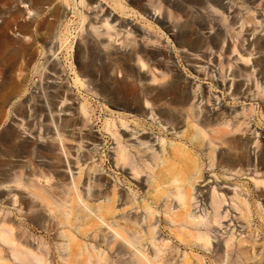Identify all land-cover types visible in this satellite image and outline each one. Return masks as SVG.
<instances>
[{"label":"rangeland","instance_id":"1","mask_svg":"<svg viewBox=\"0 0 264 264\" xmlns=\"http://www.w3.org/2000/svg\"><path fill=\"white\" fill-rule=\"evenodd\" d=\"M61 1L0 0V87L4 83L12 84L11 89L1 91L10 97L4 107L9 116L0 124V169L22 164L29 170L35 165L51 175L52 184L60 183L55 172L41 166L43 162L54 163L58 174L68 172L66 162L62 163L65 156L59 151V145L44 131L47 126L56 129L64 118L78 119L74 113L83 101H87L90 116L85 126L67 129L70 141L65 142L66 148L77 146L78 140L84 137L79 165L95 164L98 174L106 181L107 192L113 185H120L118 190L122 192L134 186L137 202L148 201L152 195L146 186L137 184L116 169L114 141L104 129V123L119 115L129 116V121L141 122L144 133L155 139L159 122H152L145 113L135 114L104 102L99 92L102 80L116 101L121 100L123 94L130 96L133 91L140 93L158 88L198 92L206 98L200 117L208 114L211 118H225L228 114H236L233 123L241 130L214 145L218 156L213 168L206 157L202 158L206 181L201 186L206 190L215 188L226 196L224 207L229 211V217L223 221L209 250L186 248L179 246L170 233L174 227L166 223L160 207L155 222L158 237L166 246L161 247L163 254L157 264L170 261L178 264L185 253L192 262L199 257L204 264H264V173L250 175L238 157L240 153L246 154L244 156L252 158L261 171L264 164V0H119V5L114 0H100L103 13H111L114 26L110 31L111 38L104 34L97 36L90 29L95 16L99 18L102 13L86 10L88 21L82 27L79 24L80 0H65L64 13L60 10ZM60 21L64 23L59 29L62 38L59 41L52 37ZM99 31L104 33L102 28ZM63 36L67 38L66 42ZM22 45L24 49L20 51ZM51 45L57 50L56 58H52L56 65L58 63V71L53 75L54 72L49 70L51 63H46L41 74L42 69L36 70V66L46 62L43 52ZM91 46L95 48L94 52H91ZM31 52L33 62L28 63L27 55ZM155 52L160 56L155 58ZM81 64L88 66L87 71H81ZM77 76L83 80V87L74 84ZM91 76L99 79L98 85L88 84ZM152 77L157 81L149 85ZM63 97L67 101L61 102ZM65 107H71L73 114L64 113ZM161 109L157 112L172 115L178 108ZM50 118L56 125H50ZM18 125H21L20 130ZM162 131L168 142L191 149L188 139L165 128ZM70 161L73 162L72 170L77 172L76 159L73 157ZM233 191L250 206L249 226L238 218V212L231 206ZM122 209L123 206L117 207V215H121ZM24 213L27 216H18L17 221H24L26 230L32 228L36 236L45 235L55 224L41 209H28ZM245 226L247 229L243 230ZM100 230L104 234L107 226L102 225L97 231ZM55 237L53 231L51 239ZM230 237L234 251L240 246L247 248L250 260L236 259L237 254L222 257L219 247L226 250L224 241ZM110 256L112 264H126L128 259L115 249ZM61 261L56 256L53 264H63Z\"/></svg>","mask_w":264,"mask_h":264},{"label":"bare ground","instance_id":"2","mask_svg":"<svg viewBox=\"0 0 264 264\" xmlns=\"http://www.w3.org/2000/svg\"><path fill=\"white\" fill-rule=\"evenodd\" d=\"M99 2L100 0H80L79 24L83 27L88 21L86 10L102 13L99 18L95 16L93 23L98 25L92 23L90 29L97 36L104 34L111 38L110 31L114 29L111 13H103L104 10ZM114 2L120 4L119 0ZM66 8L67 1H61L60 10L64 13ZM63 23L60 21L52 39L62 40L59 29ZM101 28L104 33L99 31ZM63 40L66 42L67 38L64 37ZM54 47L51 45L43 52L46 62L37 65L36 70L42 69L43 65L45 67L46 63H51L49 70L54 72L53 75L57 73L58 63L56 65L52 58L57 51ZM89 48L94 52L95 48L92 46ZM23 49L24 45L20 46V51ZM89 51L87 52L90 53ZM27 56L28 63H32L33 53ZM154 56L157 58L160 53L155 52ZM87 68L86 64H81V71H87ZM42 71L44 70L40 71L41 74ZM156 81L157 78L152 77L149 85ZM98 82L99 79L91 76L88 84L94 86L98 85ZM8 83L0 87V124L7 115L9 116L8 112H4V107L10 95L1 93L2 90L12 88V84ZM74 84L84 86L79 76L74 80ZM99 92L104 102L112 104L115 108L123 107L126 111L135 114L145 113L150 116L152 122H159L155 139L144 133L145 129L141 122H136L134 119L129 121V116L119 115L118 118L108 119L104 123V129L114 141L113 162L116 169L127 174L137 184L146 186L149 195H152L151 198L138 203L137 191H133L134 186L131 190L122 192L118 190L120 185H113L107 192L106 181H103L98 174L99 170L95 164L86 167L79 165L81 152L84 149L82 144L84 137L78 140L77 146L66 148L65 142L70 141L67 129L85 126L90 116L89 103L83 101L74 113L78 119L71 121L72 119L64 118L61 125L58 122L60 126H56V129L55 126L52 127L55 131L50 126L44 128L45 135L50 134V139L57 142L59 151L64 154L65 161L62 163L66 162L68 172L58 174L54 170L56 167L54 163L43 162L41 166L49 167L55 172L56 176L60 177V183L52 184L51 175L35 165L29 170L22 164L0 169V263L53 264L57 256L63 264H112L110 253L115 249L123 256H128L126 264H157L163 254L161 247L166 246L164 240L158 237L155 222V214L160 213V207L166 223L174 227L170 233L178 240L179 246L209 250L213 239L217 238L223 221L229 217V211L224 207L226 196L223 193L220 194L215 188L206 190V187L201 186L206 181L203 177L202 158L204 156L209 160L211 168L215 166L218 153L214 145L241 131L240 126L237 127L233 123L236 114H228L225 118H211L208 114L200 117L206 98L203 94L187 90L158 88L140 93L133 91L130 96L123 94L121 100L116 101L111 89L102 80V88ZM63 98L61 102L67 101ZM52 105L53 108L55 104ZM171 106L178 108L172 115H162L157 112L163 107ZM71 111V107H65L63 110L64 113L69 112V114L72 113ZM22 120L24 121V118ZM51 120L50 125H56L54 119ZM20 126L17 127L19 130ZM164 128L173 131L176 136L181 135L188 139L192 145L191 149L183 145H175L173 141L168 142L162 131ZM132 130L136 133L131 132ZM139 133H142L141 136H137ZM134 136L137 137L130 139ZM89 141L93 142L91 139ZM21 147L24 150V143ZM244 155L246 154L238 155L239 162L246 167L250 175L264 173V164L260 171L253 159ZM73 157L79 165L75 173L71 166L73 162L70 161ZM129 186L131 187V184ZM118 206H123L121 215H117ZM231 206L238 212V218L249 226L250 206L246 200L239 198L236 191L232 195ZM28 209H41L50 221L55 223L46 230L45 235L36 236L32 233L35 231L32 228L30 231L26 230L24 221H17L18 216L21 218L27 216L23 211L27 212ZM102 225L107 226L104 234H101V230L97 231ZM95 227L97 230H93ZM242 229L246 230L247 227ZM53 231L56 232V237L52 240ZM241 243L242 241L239 246ZM224 245L226 248L224 251L219 247L222 257L237 254L236 259H244V257L246 260L251 259L247 248L240 246L234 251L231 237L224 241ZM178 264L204 263L199 257L192 262L185 253L183 261Z\"/></svg>","mask_w":264,"mask_h":264}]
</instances>
